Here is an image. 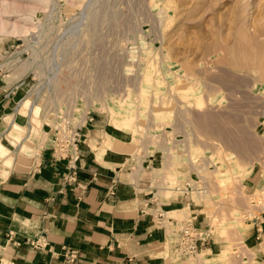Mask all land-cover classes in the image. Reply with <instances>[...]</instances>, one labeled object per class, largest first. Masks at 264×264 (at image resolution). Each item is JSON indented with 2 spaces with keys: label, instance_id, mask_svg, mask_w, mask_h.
Wrapping results in <instances>:
<instances>
[{
  "label": "rangeland",
  "instance_id": "374dc122",
  "mask_svg": "<svg viewBox=\"0 0 264 264\" xmlns=\"http://www.w3.org/2000/svg\"><path fill=\"white\" fill-rule=\"evenodd\" d=\"M5 1L10 22L33 10L25 33L0 40L19 114L54 133L90 113L80 145L114 138L106 158L146 184L174 260L209 264L178 250L190 222L210 232L206 248L230 245L221 263L264 264V223L254 239L248 222L264 221V0Z\"/></svg>",
  "mask_w": 264,
  "mask_h": 264
},
{
  "label": "crops",
  "instance_id": "0c3cea01",
  "mask_svg": "<svg viewBox=\"0 0 264 264\" xmlns=\"http://www.w3.org/2000/svg\"><path fill=\"white\" fill-rule=\"evenodd\" d=\"M10 89L0 86V264H187L165 249L146 184L93 146L96 134L79 145L67 182L52 130L19 114ZM248 222L259 239L264 221Z\"/></svg>",
  "mask_w": 264,
  "mask_h": 264
},
{
  "label": "built area",
  "instance_id": "2783aa9c",
  "mask_svg": "<svg viewBox=\"0 0 264 264\" xmlns=\"http://www.w3.org/2000/svg\"><path fill=\"white\" fill-rule=\"evenodd\" d=\"M18 87H12L10 93H15ZM21 100L16 104V109L19 107ZM31 113V111H30ZM81 119V121H80ZM79 121L70 119L66 121L63 127H57L54 129V141L55 146L59 152L60 159L67 160L69 172L66 174V181L73 182L76 179V174L78 167H76L75 162L78 158V148L81 142V131L82 122H92L93 118L89 114L82 116ZM163 217L160 213L158 218ZM248 221H251L249 219ZM210 238V232L207 230H200L194 224L188 222L184 224L180 231L178 239V250L182 256L194 257L204 248ZM35 248H42L41 244H36Z\"/></svg>",
  "mask_w": 264,
  "mask_h": 264
},
{
  "label": "bare ground",
  "instance_id": "6f19581e",
  "mask_svg": "<svg viewBox=\"0 0 264 264\" xmlns=\"http://www.w3.org/2000/svg\"><path fill=\"white\" fill-rule=\"evenodd\" d=\"M24 1V0H22ZM28 1V0H27ZM30 1V0H29ZM7 6H8V3L5 1V0H0V40L3 38H7V37H10L12 35H21L23 33H25L24 31L27 29L26 26L28 25V23L32 20V16H33V10H27L25 11V13L21 12V11H17L16 13H19L15 16L19 17L17 18L15 21H12L10 22V19L7 16L5 13L7 9ZM10 9V8H9ZM11 13H15V11H12ZM28 30V29H27ZM27 32V31H26ZM2 39V40H3ZM156 73V72H155ZM144 79V78H143ZM148 79V78H147ZM151 80V79H150ZM186 92V91H185ZM185 92H182V94H184ZM143 94V93H142ZM199 100V99H198ZM197 101V100H196ZM199 102V101H198ZM187 103V102H186ZM199 104V103H198ZM111 108V107H110ZM18 110H22L21 108H19ZM31 110V109H30ZM19 111V112H20ZM30 112V111H29ZM28 112V114H29ZM21 113V112H20ZM110 114L112 115L111 118V123L113 124V127L115 129H129L131 128V120L132 119H129L131 117H119L116 116L113 112H110ZM119 114V113H118ZM27 115V114H25ZM110 115V116H111ZM126 115V114H125ZM121 116V115H120ZM109 125V124H108ZM132 129V128H131ZM130 129V130H131ZM133 131V130H132ZM103 140L101 141V143L103 142V149H101L100 151L102 152H107V151H111L113 150V144L114 143V138H112L110 135H108L107 133H105L103 135ZM118 144V143H116ZM131 147V145H130ZM94 150L96 151V153H98L97 155L100 157V151L97 152V148L94 147ZM101 152V153H102ZM238 166V165H237ZM7 168V167H6ZM238 168V167H237ZM249 173V170L245 171V173L242 172V175H245V174H248ZM237 177V176H236ZM160 189V188H159ZM258 191V190H256ZM166 192H168V190H166ZM156 195H160L161 194V191H156L155 192ZM233 202V200H232ZM236 219V218H235ZM215 220V219H214ZM212 220V223L214 224V226H212V232H215V230H218L219 232L218 233H222V235L226 234L225 232V227H221L220 226V222H217V221H214ZM256 218L255 217H252L251 218V221H255ZM219 227V228H218ZM221 227V228H220ZM229 234V233H227ZM227 236V235H226ZM228 237V236H227ZM228 240V239H227ZM230 241V240H228ZM218 246V245H217ZM216 249V248H215ZM230 251V245L229 246H226L225 248L222 247L220 250H210V249H207V250H204L202 251V253H198L197 255L199 256H203V258L205 259L206 262H208L209 264H223L221 263V259L223 258L222 256H227V254L229 253ZM197 258V257H196ZM200 259V257H198ZM198 259H196L195 261L197 262ZM200 262H201V259H200ZM199 264V263H198Z\"/></svg>",
  "mask_w": 264,
  "mask_h": 264
}]
</instances>
